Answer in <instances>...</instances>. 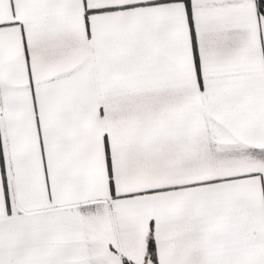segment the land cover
<instances>
[{"label": "snow or ice", "instance_id": "6c2138e0", "mask_svg": "<svg viewBox=\"0 0 264 264\" xmlns=\"http://www.w3.org/2000/svg\"><path fill=\"white\" fill-rule=\"evenodd\" d=\"M0 264H264V0H0Z\"/></svg>", "mask_w": 264, "mask_h": 264}]
</instances>
